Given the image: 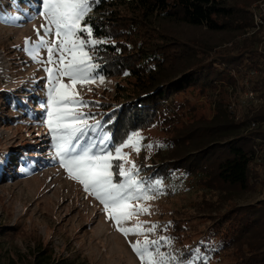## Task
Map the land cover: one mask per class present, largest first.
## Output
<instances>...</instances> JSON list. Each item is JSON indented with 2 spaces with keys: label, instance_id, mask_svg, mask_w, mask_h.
<instances>
[{
  "label": "rangeland",
  "instance_id": "374dc122",
  "mask_svg": "<svg viewBox=\"0 0 264 264\" xmlns=\"http://www.w3.org/2000/svg\"><path fill=\"white\" fill-rule=\"evenodd\" d=\"M89 1L0 0V156L5 163L21 159L13 169L0 166V228H13L0 240V264H34L41 250L73 264H182L172 218L186 221L190 243L208 227L202 205L226 209L264 200V151L259 147L251 166L254 188L229 198L182 169L159 183L147 178L144 169L168 152L162 125L133 133L113 150L104 112L91 101L100 103L103 95L110 101L119 83L130 89L132 82L97 72L93 39L81 33ZM250 11L247 35L264 41V0ZM241 88L229 92L233 110L243 114L261 105ZM6 95L16 98L13 106ZM177 99L196 105L197 117L213 114L206 95L184 92ZM191 118L182 115L185 122ZM118 158L124 186L113 179ZM232 261L222 254L211 263Z\"/></svg>",
  "mask_w": 264,
  "mask_h": 264
},
{
  "label": "trees",
  "instance_id": "16d2710c",
  "mask_svg": "<svg viewBox=\"0 0 264 264\" xmlns=\"http://www.w3.org/2000/svg\"><path fill=\"white\" fill-rule=\"evenodd\" d=\"M255 1H89L81 33L86 40L93 39L89 45L99 62L97 72L128 77L132 82L130 89L119 83L110 101L105 95L100 103L91 101L104 112L113 150L133 133L155 125H162L169 134L167 154L158 155L160 163L144 169L151 182L159 183L173 170L182 169L200 176L208 190H218L224 197L254 188L251 166L257 157L255 145L257 139L264 140L263 39L247 35L253 24L250 7ZM90 10L98 16L90 15ZM250 71H256L249 80L262 103L240 114L231 109L229 92L245 89ZM184 92L210 98L212 116L194 115L196 105L177 99ZM5 100L11 106L17 101L10 95ZM186 112L192 117L187 122L182 119ZM253 121L258 124L255 128L251 127ZM8 162L0 156V166L11 169L21 159L11 156ZM120 167L121 160L114 159L113 179L124 186ZM1 175L4 181L11 178L3 170ZM201 212L209 220L208 227L201 238L190 243L184 241L186 221L172 218L171 234L181 243L178 259L182 264H212L222 254L233 256L231 264H264V200L226 209L207 203ZM12 229L0 228V240ZM34 264L73 262L53 261L50 253L41 250Z\"/></svg>",
  "mask_w": 264,
  "mask_h": 264
},
{
  "label": "built area",
  "instance_id": "2783aa9c",
  "mask_svg": "<svg viewBox=\"0 0 264 264\" xmlns=\"http://www.w3.org/2000/svg\"><path fill=\"white\" fill-rule=\"evenodd\" d=\"M262 19H263V17H262ZM260 21H261V20H260ZM256 24H257L258 27H260V23L257 22ZM261 24L264 25V20H262ZM263 44H264V41H263L261 47H263ZM255 73H256V71H250V72L248 73L249 75L247 76V79H246V81H245V85H246V88L244 89V90H246L245 95H246V98H247L249 101H255V100H257V99H260L261 102H262V99L258 96L257 92L252 88V86H251V84H250V80H249V78H250L251 76H253ZM238 89H239V88H238ZM231 90H232V89H231ZM258 97H259V98H258ZM234 106H235V103L232 102V103H231V106H230L231 109H232ZM256 126H257V122L253 121L252 124H251V127H252V128H255ZM257 140H258V142H257V146H255V147H256V150H257V152H256V156H258L257 153L260 152L261 150L264 151V140H261V139H257ZM259 147L261 148V150L259 149Z\"/></svg>",
  "mask_w": 264,
  "mask_h": 264
},
{
  "label": "bare ground",
  "instance_id": "6f19581e",
  "mask_svg": "<svg viewBox=\"0 0 264 264\" xmlns=\"http://www.w3.org/2000/svg\"><path fill=\"white\" fill-rule=\"evenodd\" d=\"M43 145V143H41Z\"/></svg>",
  "mask_w": 264,
  "mask_h": 264
}]
</instances>
